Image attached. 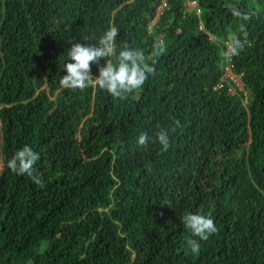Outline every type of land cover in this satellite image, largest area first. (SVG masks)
Segmentation results:
<instances>
[{"label": "trees", "instance_id": "obj_1", "mask_svg": "<svg viewBox=\"0 0 264 264\" xmlns=\"http://www.w3.org/2000/svg\"><path fill=\"white\" fill-rule=\"evenodd\" d=\"M162 2L0 0V264H264V0H165L158 17ZM110 26L155 73L123 100L64 88L69 41ZM25 145L39 179L7 167ZM186 212L218 228L196 253Z\"/></svg>", "mask_w": 264, "mask_h": 264}, {"label": "clouds", "instance_id": "obj_2", "mask_svg": "<svg viewBox=\"0 0 264 264\" xmlns=\"http://www.w3.org/2000/svg\"><path fill=\"white\" fill-rule=\"evenodd\" d=\"M163 1L165 2V0ZM193 3L198 5V2ZM165 8L162 7L161 3L158 17L162 15ZM233 15L243 20L249 19L246 15L242 16L239 11H235ZM199 24H202V22ZM118 34V29L115 26H110L95 43L69 41L71 47L67 49V59L72 62L64 63L63 68L66 69V75L61 77L60 84L71 90L99 88L109 93L113 98L121 100L126 99L130 94L142 88L149 76L155 73V61L149 62V57L142 49L118 47ZM247 43L246 32L241 35L233 34L228 37L222 55L225 59L230 56H237L243 51ZM153 48L157 54H163L167 45L163 38H159L154 42ZM101 59L105 61L102 66H100ZM92 64L99 66L98 75L96 76L92 74ZM226 72L225 70V76ZM227 74L233 77L236 76L232 71ZM230 91H233L231 93L234 94L233 89ZM176 123L179 124V121ZM155 135L162 146V150L166 152L170 147L169 130H158ZM149 139L150 137L146 132H141L137 144L146 146ZM39 159L40 154L30 146L25 145L7 161V167L17 175H27L36 180L39 177L35 173V165ZM180 222L191 233V237L187 239L186 244L193 253L200 250L199 241H207L211 235L218 232L214 220L210 216H205L199 212L195 214L186 212L180 217ZM195 238H199V240Z\"/></svg>", "mask_w": 264, "mask_h": 264}, {"label": "built area", "instance_id": "obj_3", "mask_svg": "<svg viewBox=\"0 0 264 264\" xmlns=\"http://www.w3.org/2000/svg\"><path fill=\"white\" fill-rule=\"evenodd\" d=\"M191 5H192V6H191ZM189 6H190V8L196 9L198 15L200 14V10H199L198 5H197L196 3L189 4ZM162 7H163V8L166 7V3H165L164 1L162 2ZM199 30L202 31V32H204V33H206V34L209 36V38L212 39L210 33H207V32L205 31L204 26H203L202 24H199ZM226 71H227V72H226L227 77H230V78L233 79V76L227 74V73H229V72L232 71V65L228 66L227 69H226ZM231 92H232V91H231Z\"/></svg>", "mask_w": 264, "mask_h": 264}, {"label": "rangeland", "instance_id": "obj_4", "mask_svg": "<svg viewBox=\"0 0 264 264\" xmlns=\"http://www.w3.org/2000/svg\"><path fill=\"white\" fill-rule=\"evenodd\" d=\"M191 6H192V5H191ZM228 75H229V74H228ZM226 77H227V75H226ZM233 80L237 83L239 89L242 90L243 87H244V85H243V83L241 82L240 77H238V76H234V77H233ZM232 92H233V91H232Z\"/></svg>", "mask_w": 264, "mask_h": 264}]
</instances>
